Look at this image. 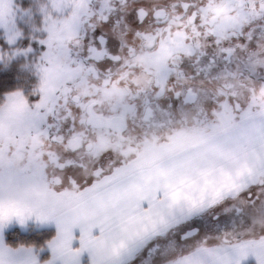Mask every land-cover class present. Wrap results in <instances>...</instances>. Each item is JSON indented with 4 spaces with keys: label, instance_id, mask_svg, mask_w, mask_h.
Masks as SVG:
<instances>
[{
    "label": "snow or ice",
    "instance_id": "6c2138e0",
    "mask_svg": "<svg viewBox=\"0 0 264 264\" xmlns=\"http://www.w3.org/2000/svg\"><path fill=\"white\" fill-rule=\"evenodd\" d=\"M0 264H264V0H0Z\"/></svg>",
    "mask_w": 264,
    "mask_h": 264
}]
</instances>
